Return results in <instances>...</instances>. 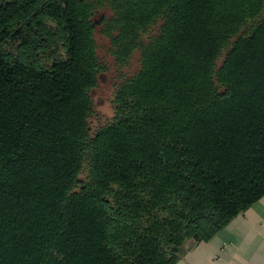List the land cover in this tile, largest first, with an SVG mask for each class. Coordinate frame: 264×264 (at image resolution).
Here are the masks:
<instances>
[{
	"label": "trees",
	"instance_id": "trees-1",
	"mask_svg": "<svg viewBox=\"0 0 264 264\" xmlns=\"http://www.w3.org/2000/svg\"><path fill=\"white\" fill-rule=\"evenodd\" d=\"M263 197L264 0H0V264H177Z\"/></svg>",
	"mask_w": 264,
	"mask_h": 264
},
{
	"label": "crops",
	"instance_id": "crops-1",
	"mask_svg": "<svg viewBox=\"0 0 264 264\" xmlns=\"http://www.w3.org/2000/svg\"><path fill=\"white\" fill-rule=\"evenodd\" d=\"M177 264H264V197L209 242H190Z\"/></svg>",
	"mask_w": 264,
	"mask_h": 264
},
{
	"label": "rangeland",
	"instance_id": "rangeland-1",
	"mask_svg": "<svg viewBox=\"0 0 264 264\" xmlns=\"http://www.w3.org/2000/svg\"><path fill=\"white\" fill-rule=\"evenodd\" d=\"M107 45L106 41H102L100 47L105 48ZM100 50L101 56L105 55V50ZM106 56V55H105ZM109 62L111 60L107 58ZM137 68V64L133 62L129 71L133 73ZM113 70L104 78V81L100 83L98 89L94 93V99L96 101V111L100 117V123H103L109 120L113 116V108H112V99H113V87H112V77H113Z\"/></svg>",
	"mask_w": 264,
	"mask_h": 264
}]
</instances>
